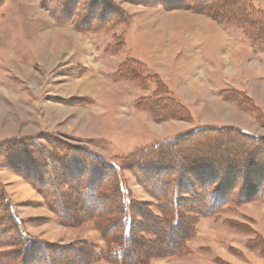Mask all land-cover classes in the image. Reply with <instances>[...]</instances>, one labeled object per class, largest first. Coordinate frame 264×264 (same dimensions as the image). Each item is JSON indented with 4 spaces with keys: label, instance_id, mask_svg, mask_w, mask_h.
<instances>
[{
    "label": "rangeland",
    "instance_id": "obj_1",
    "mask_svg": "<svg viewBox=\"0 0 264 264\" xmlns=\"http://www.w3.org/2000/svg\"><path fill=\"white\" fill-rule=\"evenodd\" d=\"M177 1L0 0V146L34 140L54 154H62L65 145L77 146L121 165L120 157L136 144H142L143 149L196 129L227 126L264 138V113L258 109H264V98L246 99L240 94L237 58L241 52L236 55L232 51L229 60V50L224 48V37H228L218 29L230 26L243 30L251 43L264 47V37L258 40L253 36L257 30L264 31V0ZM194 2L199 10L189 8ZM210 3L211 10L202 8ZM120 11L123 15L116 17ZM249 14L256 25L241 27L239 17L246 20ZM246 46L248 62L256 60V52ZM220 53L223 59L216 56ZM257 62L263 67L262 61ZM248 68L254 70L256 65L250 62ZM220 78L231 79L236 91L219 88ZM260 79L248 78V93L256 90L260 95ZM217 142L221 141L197 138L177 147L165 161L189 153L198 161L217 152L228 157L239 149L222 141L212 153L208 146ZM258 150V159L264 160V147ZM4 151L0 148V153ZM11 160L0 158V206L10 204L30 236L56 245L89 242L104 248L92 223L77 228L63 225L42 193L13 168ZM54 163L47 170L50 180L66 179L65 170ZM173 170H178L177 166L165 165L164 171L150 173V182L167 178ZM217 171L216 184L225 176ZM28 172L32 176V170L28 168ZM239 174L232 182L255 184L254 176L242 170ZM77 175L64 199L68 205L74 203L76 195L81 196L82 176ZM124 176L130 181V191L160 214L158 202L136 177L129 171ZM153 185L155 193H168L161 183ZM257 187L264 189V173ZM262 194L263 198L231 210L220 206L216 219H200L187 243L191 250L188 256L157 259L150 264H264ZM95 203L101 210L109 200ZM67 217L73 218V214ZM180 235V231H170L164 239L166 247L176 245ZM8 250L0 246V253ZM159 250L164 251L165 246Z\"/></svg>",
    "mask_w": 264,
    "mask_h": 264
},
{
    "label": "trees",
    "instance_id": "obj_2",
    "mask_svg": "<svg viewBox=\"0 0 264 264\" xmlns=\"http://www.w3.org/2000/svg\"><path fill=\"white\" fill-rule=\"evenodd\" d=\"M146 2L144 3L147 5ZM182 2L178 0L176 4ZM189 6L197 9L195 2ZM210 6H213L212 3L202 8L211 10ZM103 9L106 10L105 7ZM214 9L221 11L219 7ZM120 12V16L116 17L123 15ZM234 13L235 11L231 12L232 18ZM253 17L251 14L246 20L239 17L240 26H255ZM253 36L261 40L264 31L257 30ZM207 137L221 141L208 146L211 152L214 147L227 142L238 145L239 149L228 157L212 152L214 155L211 158L198 161L189 153L182 154V158L175 157V161H165L166 156L173 155L172 152L177 147L197 138ZM37 143L34 140L6 143L3 147L0 146L5 150L4 154L0 153V158L8 161L12 159L13 168L31 180L63 225L77 228L92 223L105 246L100 248L89 242L56 245L34 238L26 232L24 222L14 208L10 204H1L0 246H7L10 250L0 253V264H95L103 261L109 264H150L157 259L188 256L191 250L187 243L193 237L200 219H216L222 205L231 210L233 206L240 207L248 201L263 198L264 189L256 186L264 173V160L258 159V149L264 147V138L232 127L196 129L179 134L120 157L121 165H115L107 157L87 148L65 145L62 154H54ZM9 148L15 149L11 152L7 150ZM178 152L180 153L179 150ZM53 163L65 170L63 175L66 179L50 180V172L47 170L48 167H54ZM165 165L177 166L178 170H173L165 179L157 177L155 182H150V175H155L154 172L158 173L159 170L164 171ZM28 168L32 170L30 174L34 178L29 175ZM241 170L249 177L254 176L255 184L248 180L242 184L241 180L232 182L237 174L240 175ZM39 171L47 172V175L44 177ZM75 171L82 176L79 181L81 196L76 195L74 203L68 205L64 199L69 196L68 188H72L75 183ZM126 171L133 174L139 184L156 199L160 214H155L150 204L134 198L124 176ZM215 171L225 175L222 176L221 183L216 184ZM157 182L167 187V194L155 193L153 183L157 185ZM231 185H234L233 189L230 188ZM104 199L109 200V204L100 210L95 201ZM69 213L73 214V218L68 219ZM153 222L158 225H153ZM174 230L181 233L179 242L166 247L164 239ZM164 246V251L159 250ZM71 257L74 258L73 262Z\"/></svg>",
    "mask_w": 264,
    "mask_h": 264
},
{
    "label": "crops",
    "instance_id": "obj_3",
    "mask_svg": "<svg viewBox=\"0 0 264 264\" xmlns=\"http://www.w3.org/2000/svg\"><path fill=\"white\" fill-rule=\"evenodd\" d=\"M257 2L260 3V0H257ZM224 27L225 28L218 27V29H219L220 32H222V34H224L225 36L228 37V39H226L224 37V41H225L224 48L227 49V50H229V55L227 56L228 59L230 60L232 51H236V53H235L236 55L239 54V51L241 52V54L239 55L240 57L237 58V60L239 59L237 62H239V65H240V68H241V73H240L241 76H240V78L238 80L240 82V88H241L240 94L243 95V97L245 96L244 98H246V99H249L251 97L252 98H255L256 97L257 99L258 98L259 99L260 98H264V78H263L264 55H259V54H261V53L264 52V47L261 46V45H259V44H256V43H251L249 41V39L244 35L243 30H237L236 28H232L230 26H224ZM201 30H202V27H200V34H201ZM246 45H248L249 47H251V50L257 53V54L256 53H253V54H255V56L257 55V57L255 59L257 61H262L263 67L262 66L261 67L258 66V62L256 60H252L250 62H254V64L256 65V69L250 70L248 68V65L250 64V62H248L249 54H248V52H246L247 49H248ZM198 49H199V47H198ZM198 49H197V53H198ZM198 54L200 55V53H198ZM216 56H218V57L221 56V59H223L221 53L218 54V55H216ZM221 61H220V63H221ZM202 62L205 63V60L203 58H202ZM220 66H221V64H220ZM201 73L204 74L203 72H201ZM259 76L261 77V79H260V89H258L259 91L257 90V92L260 95L257 96L255 94V91L256 90H253L252 91L253 94L248 93L249 92V88H248V84H247L249 82L248 78L249 79H255V78L259 77ZM230 80H225V79H221L220 78V82L222 83L223 86L218 81L219 88L224 89L225 90L224 92H229L230 90L236 91L234 88H232V82H231L232 80L231 81ZM176 86L177 87L180 86V82H178V84ZM212 89H213V87H212ZM258 109H260L264 113V109H263L262 106L261 107L258 106ZM219 127H227V126H218V127L217 126H213L212 128H219ZM154 143H156V142H154ZM141 147H143L142 144L141 145H137L136 144L135 146L132 147L131 151L128 152L127 154H125L124 156H127V155H129V154H131V153L139 150ZM129 184H130V181H129ZM130 189H131V187H130ZM132 193H133V195H134V197H135L136 200H138L140 202H146V201H143V200L138 199L136 197V195L134 194V192H132ZM107 264H109V263H107Z\"/></svg>",
    "mask_w": 264,
    "mask_h": 264
},
{
    "label": "bare ground",
    "instance_id": "obj_4",
    "mask_svg": "<svg viewBox=\"0 0 264 264\" xmlns=\"http://www.w3.org/2000/svg\"><path fill=\"white\" fill-rule=\"evenodd\" d=\"M57 145V144H56ZM234 171V170H233Z\"/></svg>",
    "mask_w": 264,
    "mask_h": 264
}]
</instances>
